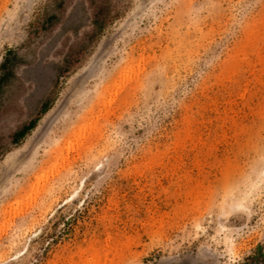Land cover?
<instances>
[{"label":"rangeland","instance_id":"obj_1","mask_svg":"<svg viewBox=\"0 0 264 264\" xmlns=\"http://www.w3.org/2000/svg\"><path fill=\"white\" fill-rule=\"evenodd\" d=\"M0 264H264V0H0Z\"/></svg>","mask_w":264,"mask_h":264},{"label":"trees","instance_id":"obj_2","mask_svg":"<svg viewBox=\"0 0 264 264\" xmlns=\"http://www.w3.org/2000/svg\"><path fill=\"white\" fill-rule=\"evenodd\" d=\"M33 126H34V123H31V124L29 125L28 128L30 129V128H32ZM21 134H22L21 136H23V135L25 134V132H22Z\"/></svg>","mask_w":264,"mask_h":264}]
</instances>
